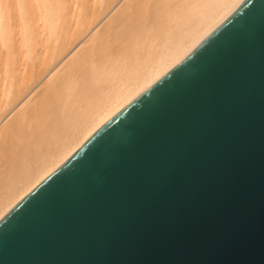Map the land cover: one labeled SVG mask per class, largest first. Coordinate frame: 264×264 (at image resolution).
<instances>
[{"label":"water","instance_id":"obj_1","mask_svg":"<svg viewBox=\"0 0 264 264\" xmlns=\"http://www.w3.org/2000/svg\"><path fill=\"white\" fill-rule=\"evenodd\" d=\"M0 264H264V0L20 200Z\"/></svg>","mask_w":264,"mask_h":264},{"label":"bare ground","instance_id":"obj_2","mask_svg":"<svg viewBox=\"0 0 264 264\" xmlns=\"http://www.w3.org/2000/svg\"><path fill=\"white\" fill-rule=\"evenodd\" d=\"M245 1L0 0V220Z\"/></svg>","mask_w":264,"mask_h":264},{"label":"rangeland","instance_id":"obj_3","mask_svg":"<svg viewBox=\"0 0 264 264\" xmlns=\"http://www.w3.org/2000/svg\"><path fill=\"white\" fill-rule=\"evenodd\" d=\"M41 120L37 119L35 124L32 126V128H37L41 124ZM6 148L3 151H0V164L4 162L7 158V155L5 154Z\"/></svg>","mask_w":264,"mask_h":264}]
</instances>
